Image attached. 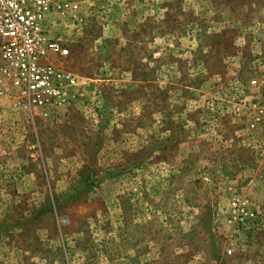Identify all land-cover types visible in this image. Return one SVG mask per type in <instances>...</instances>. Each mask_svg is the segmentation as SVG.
Masks as SVG:
<instances>
[{
	"label": "rangeland",
	"instance_id": "374dc122",
	"mask_svg": "<svg viewBox=\"0 0 264 264\" xmlns=\"http://www.w3.org/2000/svg\"><path fill=\"white\" fill-rule=\"evenodd\" d=\"M73 1L80 96H0V264H264V0Z\"/></svg>",
	"mask_w": 264,
	"mask_h": 264
},
{
	"label": "built area",
	"instance_id": "2783aa9c",
	"mask_svg": "<svg viewBox=\"0 0 264 264\" xmlns=\"http://www.w3.org/2000/svg\"><path fill=\"white\" fill-rule=\"evenodd\" d=\"M77 7L73 0H0V96L9 85L46 115L80 96L82 84L75 74L53 61V56L67 57L70 50L61 38L50 36L46 24L50 14L74 12ZM250 84L256 86L259 80ZM236 98L237 112L252 108L247 97ZM253 107L259 112L253 126L264 133V95Z\"/></svg>",
	"mask_w": 264,
	"mask_h": 264
}]
</instances>
